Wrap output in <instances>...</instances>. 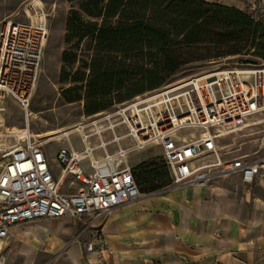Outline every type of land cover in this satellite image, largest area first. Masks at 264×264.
I'll use <instances>...</instances> for the list:
<instances>
[{
    "label": "built area",
    "instance_id": "2783aa9c",
    "mask_svg": "<svg viewBox=\"0 0 264 264\" xmlns=\"http://www.w3.org/2000/svg\"><path fill=\"white\" fill-rule=\"evenodd\" d=\"M247 13L262 21L258 0H249ZM24 14V21L0 24V264H7L5 249L19 225L72 220L78 228L70 243L87 236L86 251L104 254L110 216L144 196L210 187L235 175L253 189L264 172V157L231 156L220 140L264 116V62L166 83L53 136L39 138L29 127L16 134L3 121L4 101L12 98L30 111L50 36V14L42 5L31 1ZM186 130L196 133L183 135ZM52 144L59 146V170L46 151ZM153 146L163 149L172 185L146 194L129 156Z\"/></svg>",
    "mask_w": 264,
    "mask_h": 264
},
{
    "label": "trees",
    "instance_id": "16d2710c",
    "mask_svg": "<svg viewBox=\"0 0 264 264\" xmlns=\"http://www.w3.org/2000/svg\"><path fill=\"white\" fill-rule=\"evenodd\" d=\"M69 1L77 8L68 17L66 44L76 42L64 62L72 66L69 50L89 38L93 43L81 67L64 66L63 79L74 86L63 93L83 100L87 117L161 88L198 60L252 53L264 61V22L236 7L206 0ZM146 168L147 162L134 167L139 187Z\"/></svg>",
    "mask_w": 264,
    "mask_h": 264
},
{
    "label": "crops",
    "instance_id": "0c3cea01",
    "mask_svg": "<svg viewBox=\"0 0 264 264\" xmlns=\"http://www.w3.org/2000/svg\"><path fill=\"white\" fill-rule=\"evenodd\" d=\"M77 228L69 219L13 228L7 264H264V172L251 191L235 175L119 208L105 226L104 254L86 251L87 236L70 243Z\"/></svg>",
    "mask_w": 264,
    "mask_h": 264
},
{
    "label": "rangeland",
    "instance_id": "374dc122",
    "mask_svg": "<svg viewBox=\"0 0 264 264\" xmlns=\"http://www.w3.org/2000/svg\"><path fill=\"white\" fill-rule=\"evenodd\" d=\"M35 1L42 5L50 14V36L45 48L42 72L37 91L34 95L30 111L26 114L19 104L12 98L4 101L6 111L3 115L8 129L17 127L26 129L39 138L53 136L52 133H59L68 130L76 124L82 122L86 117L84 101H70L64 96V90L74 86L71 78L64 80L63 69L66 66L67 72H74L83 65V61L89 59L92 51L89 49L93 41L86 39L79 49H70V57L74 60L72 66L64 62V53L68 47L75 44H66L67 21L71 10L77 8L76 2L69 0H0V15L12 17L15 21H24V10L26 5ZM216 2L236 7L247 12L249 0H217ZM261 20L264 22V0H258ZM77 55V58L74 56ZM264 61L252 53L232 56H220L210 59H202L182 67L177 74L172 76L166 83L172 84L182 79L201 75L219 69L243 66L261 65ZM251 127L223 138L220 143L223 151L231 156H247L252 160L264 157V116L254 120ZM183 135L196 133L194 130H186ZM77 147L82 148L79 139L74 140ZM59 149L57 144L47 147L51 163L56 170V152ZM130 165L138 167L147 162L145 174L140 175V179H147L146 183L140 184L142 191L149 194L158 191L162 187L171 186L169 171L163 159V149L161 147H149L146 150L136 151L129 156ZM86 171H90L89 162L83 165ZM161 195V194H157ZM155 195V196H157ZM73 225L77 223L70 220ZM10 247L6 253L10 252Z\"/></svg>",
    "mask_w": 264,
    "mask_h": 264
},
{
    "label": "bare ground",
    "instance_id": "6f19581e",
    "mask_svg": "<svg viewBox=\"0 0 264 264\" xmlns=\"http://www.w3.org/2000/svg\"><path fill=\"white\" fill-rule=\"evenodd\" d=\"M3 121L5 122V119ZM8 130H10L11 132H14L16 134H23L25 129H20V128L14 127V128L8 129ZM54 134H57V132L56 133L54 132L51 135H54Z\"/></svg>",
    "mask_w": 264,
    "mask_h": 264
}]
</instances>
